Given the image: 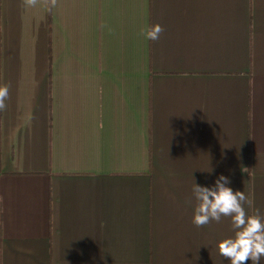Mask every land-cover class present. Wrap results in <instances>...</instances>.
Here are the masks:
<instances>
[{"label": "crops", "instance_id": "crops-1", "mask_svg": "<svg viewBox=\"0 0 264 264\" xmlns=\"http://www.w3.org/2000/svg\"><path fill=\"white\" fill-rule=\"evenodd\" d=\"M5 84L0 264H230L220 175L264 214V0H0Z\"/></svg>", "mask_w": 264, "mask_h": 264}, {"label": "clouds", "instance_id": "clouds-1", "mask_svg": "<svg viewBox=\"0 0 264 264\" xmlns=\"http://www.w3.org/2000/svg\"><path fill=\"white\" fill-rule=\"evenodd\" d=\"M38 0H21L23 7H35ZM57 0H44L49 11L56 6ZM164 28L155 24L144 30V38L149 41L159 40ZM10 96V86H0V111L6 109ZM245 170L247 168H244ZM211 171V170H210ZM228 177L220 175L213 186H201L193 183L192 198L196 201L192 223L202 228L211 222L219 223L222 217L231 219L234 235L218 242L219 255L230 261V264H261L264 258V214L256 209L249 215L245 205L252 206V201L244 191H233Z\"/></svg>", "mask_w": 264, "mask_h": 264}]
</instances>
